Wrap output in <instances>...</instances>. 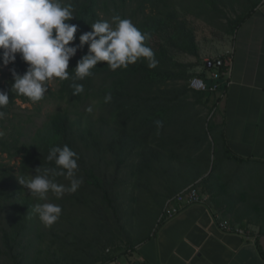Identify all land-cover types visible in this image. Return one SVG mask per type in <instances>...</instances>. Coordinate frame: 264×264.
<instances>
[{
  "label": "trees",
  "instance_id": "16d2710c",
  "mask_svg": "<svg viewBox=\"0 0 264 264\" xmlns=\"http://www.w3.org/2000/svg\"><path fill=\"white\" fill-rule=\"evenodd\" d=\"M261 1L198 0L194 8L206 14L219 6L233 8L239 4L245 13L229 22L233 35ZM65 3H70L74 9L75 19L69 23L78 25L73 45L79 43L80 35L91 31L94 22L105 20L103 15H118L120 10L128 8L127 4H132L128 18L135 22L143 16L135 25L141 32L150 34L151 39L146 43L153 49L158 65L149 68L142 59L127 69L111 71L103 63L98 64L91 77L77 81L84 86L81 94L73 96L71 80L57 83L56 91L49 92L50 100L62 107L45 116L41 130L28 136L19 122L4 135L5 138H0V155H7L9 160L19 159L18 165L13 167L0 163V264H20L22 257L26 259L22 252L26 250L24 241L30 242L31 261L35 264L116 261L121 254L104 256L106 248L116 239L133 248L148 239L153 229V222L150 226L146 218L137 220L136 229L131 232L132 223L122 221V185H131L137 192V207L142 206L145 198L150 200L157 208L156 217L164 201L178 193L177 188L181 191L200 178V164L207 169L210 163V137L217 127L211 120L204 121L200 111L208 108L215 93L189 89L188 80L194 77L188 73L190 66L171 59L159 40L162 19L144 14L147 7L155 11L164 8L166 0H66ZM188 41L195 49L194 38L191 36ZM84 48L69 61L70 74L77 61L87 53ZM209 63L211 67L205 63L204 75L200 77L206 79L208 71L217 70L221 88L225 79L222 75L226 70L224 62L221 59ZM12 69L23 75L27 65L17 57L14 64L8 65L6 82L0 83V91L7 92L10 99L9 104L0 109L6 116L12 114L16 101L31 104L11 91ZM183 82L185 85H180ZM109 93L112 100L105 103L104 97ZM94 112H97L96 117ZM156 120L163 121L164 125L159 134L154 124ZM64 145L77 153V176L83 178L80 188L59 200L51 193L48 201L28 196L18 179L35 176L39 167L40 172L54 167V163L46 159L48 152L52 147ZM183 166L189 172L186 176L180 174L179 180ZM55 180L68 184L64 177ZM45 202L59 204L62 208L59 220L51 227L43 226L33 212L35 204ZM138 213L133 209L131 214ZM262 235L263 231L255 245L264 258L258 243Z\"/></svg>",
  "mask_w": 264,
  "mask_h": 264
},
{
  "label": "crops",
  "instance_id": "0c3cea01",
  "mask_svg": "<svg viewBox=\"0 0 264 264\" xmlns=\"http://www.w3.org/2000/svg\"><path fill=\"white\" fill-rule=\"evenodd\" d=\"M221 59L225 64L231 59L230 76L200 111L217 127L210 137L209 167L201 163L200 178L188 185L198 186L203 202L104 264H264L255 245L258 226L253 223L246 231L237 219L242 214L243 221L252 220L264 205V0L234 32ZM216 155L220 180L212 181ZM182 171L178 175L189 172L186 167Z\"/></svg>",
  "mask_w": 264,
  "mask_h": 264
},
{
  "label": "clouds",
  "instance_id": "9594fccd",
  "mask_svg": "<svg viewBox=\"0 0 264 264\" xmlns=\"http://www.w3.org/2000/svg\"><path fill=\"white\" fill-rule=\"evenodd\" d=\"M75 19L74 9L64 0H0V64L7 67L17 57L27 65L23 75L15 69L11 91L26 98L32 104L39 103L48 92L52 82L71 80L73 96L84 91L82 83L93 75V69L103 63L111 71L127 69L140 60L149 68H155L158 60L147 41L150 34L140 29L127 18L113 15L111 20H97L91 31L79 36V43L73 45L78 25L69 23ZM87 45V53L76 63L74 72L68 71L69 61ZM9 94L0 91V109L9 104ZM112 100L111 93L104 97L105 103ZM91 111V109H89ZM6 113L0 110V120ZM157 134L163 128V121H154ZM54 167L36 169L35 176L20 177L18 182L28 196L48 201L49 193L57 200L66 193H75L83 183L77 176L78 156L68 145L52 147L46 157ZM56 177H64L68 184L57 183ZM33 212L45 227L56 223L62 208L59 204L45 202L33 206Z\"/></svg>",
  "mask_w": 264,
  "mask_h": 264
},
{
  "label": "rangeland",
  "instance_id": "374dc122",
  "mask_svg": "<svg viewBox=\"0 0 264 264\" xmlns=\"http://www.w3.org/2000/svg\"><path fill=\"white\" fill-rule=\"evenodd\" d=\"M66 0H64L65 2ZM198 0H166V6L160 10L155 11L154 8L147 7L145 10V15H150L152 18H161V27L158 29V37L161 42V45L164 47L165 53L174 61L190 66L188 73L193 76H201L205 69L204 65L206 62H216L222 55H224V50H227L232 43V35L229 27V22L233 19L243 16L245 11L239 4H235L233 8L228 7H217L216 10L200 12L195 10V5ZM127 4L128 8L126 10H120L118 15L121 18H128L133 10V5ZM203 6V5H202ZM204 9V7H203ZM199 11V12H198ZM198 16V17H197ZM105 20H111L112 15L107 14L103 15ZM140 18L143 19V16H139L135 22ZM138 20L137 24L140 22ZM194 38L195 49H193L189 44V37ZM84 47L87 48V45ZM85 50H78L76 55L80 54ZM8 72V66H0V83L6 82L5 73ZM209 74V71L208 73ZM204 75V74H203ZM201 78V77H200ZM180 85H185L184 82ZM179 85V86H180ZM48 92L45 94V97L42 101L36 104H23L20 101H16L15 107L12 109V114L5 116L3 120H0V138H5L4 135L11 132L12 127L17 123H22L24 130L27 132V135L33 136V132L37 129L41 130L42 125L45 121V116L49 113H52L54 109H61L62 105H58L55 102H52L49 98V92H55L57 88V82H52L48 85ZM97 112H94L96 117ZM30 121H26V119ZM205 121V119H204ZM217 159V155L215 156ZM214 162V171L212 172L211 179L216 181L220 180L219 175V160ZM188 160V159H187ZM19 159H7V155H0V163L13 167L18 165ZM186 165V163H184ZM213 165V162H212ZM183 166L180 172H183ZM212 168V166H211ZM180 180V175L178 177ZM120 193L122 194L120 202L123 203L122 206V221L129 220L132 223L130 227V232L136 229L137 220H142L146 218L150 222V226L153 222L154 231L159 225V216L154 215V212L157 211V208L151 204L150 200L145 198L142 206H138L135 202V197L137 192L133 190L130 185L127 187L125 184L122 185ZM146 208H143V206ZM133 209L138 211V214H131ZM127 214H124L126 213ZM230 214V213H228ZM247 216L251 217L252 213L250 209L247 210ZM138 216V217H136ZM238 216V218H237ZM235 215L234 218L240 220V226L243 230H249V227L253 226L255 223L258 226L259 231L264 232V205L261 211H257L255 217L252 220L241 219V215ZM154 220V221H153ZM123 223V222H122ZM32 236H29L31 239ZM30 242L24 241L23 247L26 248L25 251H22L23 254L28 258H23L20 264H35L33 260V254H31V249L29 248ZM44 247V246H40ZM130 249V246L125 242H121L116 239L110 246L106 248L104 256H116L120 254L127 253ZM44 258V255H42ZM101 261V258H100ZM9 264V263H8Z\"/></svg>",
  "mask_w": 264,
  "mask_h": 264
},
{
  "label": "built area",
  "instance_id": "2783aa9c",
  "mask_svg": "<svg viewBox=\"0 0 264 264\" xmlns=\"http://www.w3.org/2000/svg\"><path fill=\"white\" fill-rule=\"evenodd\" d=\"M227 55L230 56L231 54L228 53ZM224 67L226 68V70L222 75L225 79H228V77L230 76L231 59H229L228 63H224ZM219 78L220 74L217 72V70H213L207 75V80L205 78L194 76L188 80L187 84L189 89L193 91H209L212 93H217L220 89V84L217 82ZM208 81H211V84H208ZM202 202L203 198L198 186L196 184L188 186L179 191L176 195L166 200L164 209L159 216V223L161 224L163 222L169 221L179 215V213L185 208L200 204ZM222 228L230 231V229L225 225H222Z\"/></svg>",
  "mask_w": 264,
  "mask_h": 264
},
{
  "label": "water",
  "instance_id": "95a60500",
  "mask_svg": "<svg viewBox=\"0 0 264 264\" xmlns=\"http://www.w3.org/2000/svg\"><path fill=\"white\" fill-rule=\"evenodd\" d=\"M206 63H207V67L210 68L211 67V63H209V62H206ZM258 243H259V246L261 247L262 252L264 254V235L259 237Z\"/></svg>",
  "mask_w": 264,
  "mask_h": 264
}]
</instances>
